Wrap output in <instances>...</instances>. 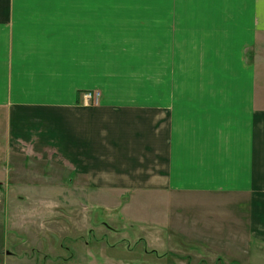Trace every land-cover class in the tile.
<instances>
[{
  "label": "crops",
  "instance_id": "0c3cea01",
  "mask_svg": "<svg viewBox=\"0 0 264 264\" xmlns=\"http://www.w3.org/2000/svg\"><path fill=\"white\" fill-rule=\"evenodd\" d=\"M128 37L151 38L150 92ZM0 120L8 160L87 197L229 196L264 248V0H0Z\"/></svg>",
  "mask_w": 264,
  "mask_h": 264
},
{
  "label": "rangeland",
  "instance_id": "374dc122",
  "mask_svg": "<svg viewBox=\"0 0 264 264\" xmlns=\"http://www.w3.org/2000/svg\"><path fill=\"white\" fill-rule=\"evenodd\" d=\"M123 40L137 67L129 91L150 92L151 38ZM181 44L175 38V61ZM65 175L8 160L0 140V264L5 253L15 257L7 264H264V248L249 243L245 213L229 196L100 190L87 197Z\"/></svg>",
  "mask_w": 264,
  "mask_h": 264
},
{
  "label": "built area",
  "instance_id": "2783aa9c",
  "mask_svg": "<svg viewBox=\"0 0 264 264\" xmlns=\"http://www.w3.org/2000/svg\"><path fill=\"white\" fill-rule=\"evenodd\" d=\"M101 92L93 91L85 93L82 97L83 104L85 106H97L100 103L101 100Z\"/></svg>",
  "mask_w": 264,
  "mask_h": 264
}]
</instances>
